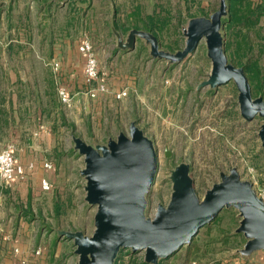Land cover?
Instances as JSON below:
<instances>
[{"label":"rangeland","instance_id":"obj_1","mask_svg":"<svg viewBox=\"0 0 264 264\" xmlns=\"http://www.w3.org/2000/svg\"><path fill=\"white\" fill-rule=\"evenodd\" d=\"M12 1L0 0V76L17 71L22 80L18 82L16 90L18 88L21 96L29 86L38 93L37 99L27 100L24 97L25 107L28 103L31 107L54 105L59 109L58 123L53 131L59 138L61 153L69 156L68 161H64L69 172L67 187L63 191L55 189L51 192L59 201L51 200L53 196L49 194L38 201H19L21 215L29 224L34 223L36 230L45 233L46 242L51 239L49 264H77L78 261L74 254V243L59 237V232H83L91 236L94 231L97 208L90 207L85 201V180L81 177L84 159L75 152L73 137L81 138L90 145H106L110 139H117L120 133H127L133 122L138 123L158 153L157 181L147 197L148 215L159 204L169 203L173 190L172 172L181 164L190 166L194 188L201 199L221 181V175L229 174L232 169L238 171L243 181L256 187L264 185V148L259 137L264 119L257 117L251 122L243 119L238 104L239 93L233 82L217 89L206 87L198 90L199 85L208 80L212 70L205 40L192 57L179 65L153 59L149 47L138 40L139 54L135 61L138 68L144 71V77L140 76L138 84L147 94L145 103L141 102L142 96L140 99L128 97L125 104L119 105L107 98L99 106L89 105V111L78 112L74 107L67 109L60 103L57 79L45 64L36 59L48 55L47 48L41 47L48 36L47 26H39L40 19L30 14L29 0H21L14 9L11 8ZM133 1V8L140 6L144 16L156 10L161 12V7L166 12L172 10L174 16L164 32L162 42L159 41L160 47L164 51L172 50L171 53L185 47L183 30L188 23L182 24L185 18L179 15V10L184 9L183 0ZM205 2V6H211L212 11L219 9L220 0ZM126 21L127 17L121 19L119 24ZM111 27L96 26V34L92 30L93 26H78L76 30L70 31L79 43L86 39L93 43L94 48L96 43L108 54L106 60L99 59L100 76L103 70L107 73L109 69L110 72L119 69L109 66L115 50L113 45L117 41ZM119 32L122 38H127L128 33ZM157 61L161 62V66L156 71L152 67L147 71L149 65ZM152 75L158 78L153 80ZM102 78L92 86L100 84ZM105 78L112 87L111 75ZM60 79L59 83L66 85L63 73ZM116 81L121 83V89H128L124 80ZM3 82L9 93V79L6 77ZM56 207L60 208L59 211ZM221 213L220 221L209 232L200 235L198 244L201 248L198 252L189 255L184 247L159 264H223L240 256L238 250L244 248L246 239L233 237L237 235L235 231L241 221L239 213L234 209H225ZM138 258L131 257L128 264H140Z\"/></svg>","mask_w":264,"mask_h":264},{"label":"water","instance_id":"obj_2","mask_svg":"<svg viewBox=\"0 0 264 264\" xmlns=\"http://www.w3.org/2000/svg\"><path fill=\"white\" fill-rule=\"evenodd\" d=\"M228 16V0H220L219 9L209 17L189 20L183 30L185 47L176 53L162 50L151 33L131 30L123 42L115 26L112 29L121 50L133 51L141 40L153 59L171 65L192 57L205 40L212 70L198 90L217 89L233 82L243 119H264V100L254 98L244 69L231 64L225 53L223 28ZM259 137L264 148V122ZM73 142L75 152L84 159L81 177L85 180V201L97 208L91 236L59 232V237L74 243L77 264H115L119 253L127 250L144 252L146 264H159L190 245L225 209H234L241 218L235 234L243 235L246 243L238 250L239 255L248 258L264 253V201L236 169L221 175V181L201 199L194 188L190 166L179 165L172 172L169 203L159 204L151 219L147 216V197L157 174L158 153L136 121L127 133H120L106 145H90L78 137H73ZM166 154L170 156L169 152Z\"/></svg>","mask_w":264,"mask_h":264},{"label":"crops","instance_id":"obj_3","mask_svg":"<svg viewBox=\"0 0 264 264\" xmlns=\"http://www.w3.org/2000/svg\"><path fill=\"white\" fill-rule=\"evenodd\" d=\"M29 1L30 14L40 19L39 26H47V31H49L46 41L41 46L47 48L48 55L46 57L38 56L36 59H39L50 70V64L54 60L60 61L63 76L67 80V88L75 99L74 108L76 111H89L91 105L95 107L98 104L99 106L107 98L110 102L113 101L118 105L125 104L128 99L119 102L115 98L117 93L124 90L121 89V83L116 81L120 79L127 83L130 98L136 96L140 99L142 96L141 102L145 103L148 98L147 94L138 84L140 76L144 77V71L138 68L135 61L139 54L137 52L138 43L135 50L123 51L118 46V40L116 41V44L113 45L115 50L109 66L111 68L116 66L119 69L112 72L109 69L107 73L103 70L100 77L104 78L99 82L107 84L105 76L110 74L113 85L111 87L107 84L108 91L100 93L98 98L93 100L90 97V89L95 87H89L85 82V58L79 51L81 42L76 41L70 32L76 30L78 26H93L92 30L96 34V26H116L121 19L128 18L133 11V0ZM20 2L21 0H13L11 8L18 7ZM5 3L2 2V4ZM24 5L27 6L26 3ZM113 34L117 39L114 30ZM122 41L126 42V39L122 38ZM94 45L97 58L106 60L109 56L105 50L100 49L101 47L96 43ZM158 66H161V62H152L147 71L150 70V67L156 71ZM114 72L116 73L114 74ZM2 75L4 76H0L2 80L0 82V150L8 144H15L17 146L16 157L25 166L28 176L23 180L16 178L12 186L9 187L0 182V229L3 230V235L0 237V264H21V260L24 258L29 260V264H49L51 239L45 241V233L36 230L34 223L29 224V221L21 215L19 205L24 199L28 202L38 201L47 194L52 195L53 197L50 199H55L57 202L59 198L51 192L55 189L63 191L67 187L69 172L67 166H64V161L65 159L68 161L69 156L67 153H61L59 138L53 131L58 123L59 109L54 105L31 107L28 103L25 107L24 97L27 100L37 99L38 93L34 92L32 86H29L25 88L22 92L23 96H21L18 88L16 90L18 82L22 80L19 72L11 71ZM6 77L10 81L9 93L6 92L3 82ZM151 78L154 80L158 77L152 75ZM58 154L61 156L59 157ZM46 162L52 164L51 169L45 168ZM44 179L52 184L51 192H43L41 182ZM36 196H40V198H35ZM25 207L27 206L25 205ZM16 248L20 249L18 255L14 254ZM37 250H41L42 254L37 255ZM259 253L262 255L258 256L255 253L248 258L240 255L223 264H264V253Z\"/></svg>","mask_w":264,"mask_h":264},{"label":"trees","instance_id":"obj_4","mask_svg":"<svg viewBox=\"0 0 264 264\" xmlns=\"http://www.w3.org/2000/svg\"><path fill=\"white\" fill-rule=\"evenodd\" d=\"M205 1L183 0L184 9L179 10L180 17L185 18L182 24L191 19L209 17L211 12H216L212 11L211 6H205ZM228 8L229 16L224 21L223 28L225 53L231 64L244 69L254 98L261 97L264 100V0L260 3H255L254 0H228ZM165 12L161 7V12L156 10L153 14L144 16L142 8L138 6L133 9L124 24H116V29L126 34L131 30L145 31L162 42L164 32L174 16L172 10ZM59 209L56 207L57 211ZM221 215L222 213L210 225L204 227L193 242L186 246V253L192 255L200 250V235L209 232L212 226L220 221Z\"/></svg>","mask_w":264,"mask_h":264},{"label":"built area","instance_id":"obj_5","mask_svg":"<svg viewBox=\"0 0 264 264\" xmlns=\"http://www.w3.org/2000/svg\"><path fill=\"white\" fill-rule=\"evenodd\" d=\"M254 2L260 3L262 2V0H254ZM79 51L85 58V70H84L85 82L87 86L91 87L100 78L99 59L97 58V53L95 51L93 44H91L86 39H84L81 42ZM50 67L53 75L55 76V79H57L58 81L57 94L60 103L65 108L72 109L75 105L74 96L69 92L67 85L63 83H59V80H61L60 78L62 76V66L60 61L54 60L50 64ZM107 91L108 88L106 87V85L97 84V86L94 89H90V97L93 100L97 99L100 93ZM128 97H129L128 89L122 90L121 92L117 93L115 96L117 101H123ZM16 152H17V146L15 144H8L6 147L0 150V182L6 187L12 186L16 178H20L23 180L26 179V177L28 176L25 166H23V164L16 157ZM44 166L46 169L52 168V164L50 162H46ZM156 181H157V174L154 177L153 185L156 183ZM41 188L44 192H51L53 187L48 180L44 179L41 182ZM253 188L255 189L257 196L264 201V185H262L261 187H256L254 184ZM156 210L153 211L150 215L147 214V216L152 219L155 215ZM2 235H3V230L0 229V237H2ZM14 254L16 255L20 254V249L16 248L14 250ZM36 254L41 255L42 251L37 250ZM133 256L139 257L137 260H139L140 264H146L144 261L145 259L144 252L132 253L130 250L121 251L118 257L115 259V264H128L130 258ZM21 264H29V260L27 258H24L21 260ZM190 264H199V263L192 262Z\"/></svg>","mask_w":264,"mask_h":264}]
</instances>
